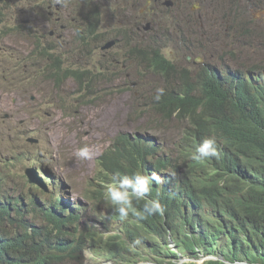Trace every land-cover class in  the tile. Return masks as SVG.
I'll return each instance as SVG.
<instances>
[{
  "label": "rangeland",
  "instance_id": "rangeland-1",
  "mask_svg": "<svg viewBox=\"0 0 264 264\" xmlns=\"http://www.w3.org/2000/svg\"><path fill=\"white\" fill-rule=\"evenodd\" d=\"M89 8L95 10L100 36L80 48L75 32L87 29ZM109 37H115L109 40L113 44L101 50ZM152 45L190 76L202 66L223 73L262 66L264 0H68L65 7L53 6L52 0H0V192L41 197V189L28 183L23 172L34 167L51 193L50 184L57 180L61 199L74 204L92 192L96 158L118 134L154 125L147 134L170 147L180 141L183 132L176 128L182 124L174 118L165 121L151 109L163 78L131 56L137 47ZM34 48H52L71 69L87 67L105 75L106 80L91 83L87 99L93 102L81 104L78 87L69 78L60 87L41 80L36 70L48 62ZM262 69L252 72L263 75ZM85 143L96 152L93 159L81 161L74 153ZM106 204H98L87 220L96 219ZM170 261L176 264L177 259ZM84 264L110 263L87 257Z\"/></svg>",
  "mask_w": 264,
  "mask_h": 264
},
{
  "label": "trees",
  "instance_id": "trees-1",
  "mask_svg": "<svg viewBox=\"0 0 264 264\" xmlns=\"http://www.w3.org/2000/svg\"><path fill=\"white\" fill-rule=\"evenodd\" d=\"M85 19L87 29L84 33L74 31L80 48L87 47L88 41H96L100 36L95 27L94 8H89ZM162 45L160 43V48ZM160 48L157 45L137 47L131 56L164 80V95L159 101H152L153 112L165 121L174 118L182 124L176 128L183 132L180 141L173 145L176 152L169 157L175 183L196 196H203L218 190L223 176L233 177L237 186L247 187L241 203L252 215L250 229L219 227L212 222L204 231L188 234L179 242L188 254L196 256L197 251L205 247V237L218 241L223 235L224 239L216 247H205L203 254L245 259L247 264H264V75L250 76L264 65L248 68L244 75L239 70L224 73L219 70L217 74L202 66L197 74L190 76L187 69H177L166 59ZM51 49L32 50L48 62L42 71L36 70V74L41 80L51 82L53 87H60L64 80L72 79L78 87L79 102L92 103L87 99L91 83L106 80L105 75L93 73L87 67L71 69L54 56ZM261 71L264 73V69ZM136 129L154 130V125L137 126ZM204 137H214L218 150L233 156V160L225 159L222 170L215 169L214 162L208 160H189L190 149ZM152 143L157 147L163 144H157L148 135L118 134L107 151L96 158L98 172L90 189L92 192L82 195L85 203L90 204L88 207H71L67 200L62 202L61 192L56 190L57 180L50 184L52 193L48 186L47 191L39 190L41 197L32 192L16 195L0 192V264H81L84 260L81 250L95 243H102L104 247L103 253H95L96 256L111 259L114 264L134 263L139 251H132L128 242L137 239L136 234L123 227L104 238L95 236L94 227L89 226L86 219L105 201L104 185L111 174L116 171L131 174L144 147ZM54 190L58 193L56 198ZM246 201L254 204L248 205ZM222 210L234 211L235 208L225 205ZM222 210L219 207L214 214L220 218ZM152 217L160 220L157 215Z\"/></svg>",
  "mask_w": 264,
  "mask_h": 264
},
{
  "label": "clouds",
  "instance_id": "clouds-1",
  "mask_svg": "<svg viewBox=\"0 0 264 264\" xmlns=\"http://www.w3.org/2000/svg\"><path fill=\"white\" fill-rule=\"evenodd\" d=\"M67 3L68 0H52L53 6L65 7ZM109 40L113 39L104 42ZM101 50L105 49L101 48ZM240 72L243 75L246 74V70ZM216 73L219 74V70ZM256 75L252 74L250 76L254 77ZM164 92V88L156 89L153 99L159 101ZM146 132L150 131L135 130L132 134H127L133 135V137L135 133L148 135L157 144L163 143L160 139ZM174 148H170L164 143L160 147H157L154 143L148 144L144 147L142 157L131 174L119 171L112 173L110 180L104 185L103 198L107 204L100 208L96 219H86V223L94 227L95 236H101L102 238L118 233V229L123 227H127L136 234L138 238L128 242L130 249H133L132 251H139V256H134L136 261L131 264L142 261L148 263L152 261L154 264L165 262L172 264L170 261L172 259H177L176 264H247L245 259L203 254L204 249L216 247L217 243L224 239L223 235L218 238V241L205 237L204 244L206 248L199 249L196 256H191L186 249L182 248L179 242L181 238L188 236V234H198L204 231L212 222L219 227L241 226L250 229L252 215L244 210L241 203L247 187L244 185L237 186L233 177L223 176L220 188L216 191L211 190L203 196H196L177 186L174 171L169 166L170 153H173L171 150ZM95 152L94 145L85 143L75 150L74 155L81 161H88L93 159ZM188 157L190 161L208 160L214 162V168L219 170L223 169L227 157L231 160L234 159L233 156H226L223 151L218 150L217 140L214 137L202 138L196 143L195 148L190 149ZM236 162L238 163L239 160ZM38 173L40 175L39 171ZM43 175L45 176L44 173ZM46 182L43 179L44 187H39L34 183L31 184L47 191ZM66 200L71 207L85 206L83 198L80 202L74 204H71L69 199H63L62 202ZM141 201L143 202L138 207L137 204ZM246 203L248 205L254 204L248 201ZM225 205H232L235 210L224 212L222 209ZM219 207H221L223 214L220 218L214 214ZM239 209L241 213H239ZM104 210L108 212L111 210L110 215L105 216L103 214ZM235 211H238V213ZM156 215L160 220L152 217ZM104 218H108V220L104 221ZM140 245L142 246L138 249L137 247ZM103 249L102 243L85 246L81 250L82 257H84L81 264L86 262L87 257L114 264L111 259L95 255V253H103ZM152 255L157 258L154 261H148V258Z\"/></svg>",
  "mask_w": 264,
  "mask_h": 264
},
{
  "label": "water",
  "instance_id": "water-1",
  "mask_svg": "<svg viewBox=\"0 0 264 264\" xmlns=\"http://www.w3.org/2000/svg\"><path fill=\"white\" fill-rule=\"evenodd\" d=\"M148 24L145 25L144 29L146 30L148 28ZM113 44L112 41H108L105 43V45L102 47V49H108ZM31 143L37 142V139L35 138H28L27 139ZM24 174L26 175V178L29 183H34L38 185L39 187H44L43 179L39 175L38 171L34 167H26L24 168Z\"/></svg>",
  "mask_w": 264,
  "mask_h": 264
},
{
  "label": "flooded vegetation",
  "instance_id": "flooded-vegetation-1",
  "mask_svg": "<svg viewBox=\"0 0 264 264\" xmlns=\"http://www.w3.org/2000/svg\"><path fill=\"white\" fill-rule=\"evenodd\" d=\"M57 7H58V5H56ZM48 14H50V12H48ZM108 39H115V37H109V38H107V39H105V40H108ZM117 40V39H116Z\"/></svg>",
  "mask_w": 264,
  "mask_h": 264
},
{
  "label": "bare ground",
  "instance_id": "bare-ground-1",
  "mask_svg": "<svg viewBox=\"0 0 264 264\" xmlns=\"http://www.w3.org/2000/svg\"><path fill=\"white\" fill-rule=\"evenodd\" d=\"M12 94V93H11Z\"/></svg>",
  "mask_w": 264,
  "mask_h": 264
}]
</instances>
